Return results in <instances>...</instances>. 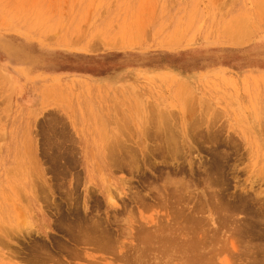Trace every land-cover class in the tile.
Wrapping results in <instances>:
<instances>
[{
    "label": "rangeland",
    "instance_id": "374dc122",
    "mask_svg": "<svg viewBox=\"0 0 264 264\" xmlns=\"http://www.w3.org/2000/svg\"><path fill=\"white\" fill-rule=\"evenodd\" d=\"M132 262L264 264V0H0V264Z\"/></svg>",
    "mask_w": 264,
    "mask_h": 264
},
{
    "label": "bare ground",
    "instance_id": "6f19581e",
    "mask_svg": "<svg viewBox=\"0 0 264 264\" xmlns=\"http://www.w3.org/2000/svg\"><path fill=\"white\" fill-rule=\"evenodd\" d=\"M169 138V137H168ZM171 144H172V142H171ZM173 145V144H172ZM171 145V146H172ZM166 146H168V145H166ZM126 153V152H125ZM128 153V152H127ZM176 152H174V154H175ZM172 154V153H171ZM122 155V154H121ZM131 155H132V153H131ZM135 155V154H134ZM168 155V154H167ZM173 155V154H172ZM171 157V156H170ZM122 158V157H121ZM133 158V157H132ZM165 160V159H164ZM166 163V162H165ZM178 166V165H177ZM183 167V166H182ZM180 169V168H179ZM185 171V170H184ZM210 174V173H209ZM211 176V175H210ZM209 176V177H210ZM172 178H173V176H172ZM212 178V177H211ZM208 179V178H207ZM209 180H211L210 178H209ZM175 181V180H174ZM175 182H177V181H175ZM183 182V181H182ZM213 183V182H212ZM167 184V183H166ZM169 188V187H168ZM179 188V187H178ZM182 190V189H181ZM175 191H177V188H176V190ZM179 191V190H178ZM177 191V193H179ZM172 192V191H171ZM176 193V192H175ZM176 193V194H177ZM176 194H175V196H176ZM172 195V194H171ZM170 195V196H171ZM173 196V195H172ZM174 197V196H173ZM228 199V198H227ZM168 200H170V198L168 197ZM172 200V199H171ZM226 200V199H225ZM164 201V200H163ZM172 201H174V200H172ZM172 201H171V203H172ZM176 201V200H175ZM219 201H221V200H219ZM224 201V200H223ZM228 201V200H227ZM166 202V201H165ZM170 201H168V203H169ZM177 202V201H176ZM218 202V201H217ZM232 202V201H231ZM175 203V202H174ZM179 203V202H178ZM178 203H177V205H178ZM184 203V202H183ZM220 203V202H219ZM229 203H230V201H229ZM180 205H181V203H179ZM226 204V203H225ZM232 204V203H231ZM234 204V203H233ZM222 205V204H221ZM175 206V205H174ZM183 206V205H182ZM187 205L185 204V207H186ZM224 206V205H223ZM228 206L231 208V205H229L228 204ZM233 206V205H232ZM236 206H237V204H236ZM171 207V206H170ZM173 207V206H172ZM175 207H177V206H175ZM185 207H183V209L185 208ZM195 207V206H194ZM198 207V206H197ZM201 207V206H200ZM216 207H217V204H216ZM234 207V206H233ZM168 208H169V206H168ZM174 208V207H173ZM179 208V207H178ZM236 208V207H235ZM170 209V208H169ZM176 209V208H175ZM195 209H197L196 207H195ZM194 209V210H195ZM217 209V208H216ZM179 210H181V207H180V209ZM188 210V209H187ZM225 210V209H224ZM227 210V209H226ZM230 210V209H229ZM233 210V209H232ZM173 211H176V210H172V213H173ZM182 211H184V210H182ZM186 211V210H185ZM190 211V210H189ZM217 211V210H216ZM219 211V210H218ZM217 211V212H218ZM180 212V211H179ZM194 212V211H193ZM195 212H198V210L197 211H195ZM200 212V211H199ZM201 212H203V211H201ZM182 213V212H181ZM189 213V212H188ZM192 213V212H191ZM190 214V213H189ZM197 214H199V213H197ZM196 214V215H197ZM75 215V214H74ZM180 215V214H179ZM202 215V214H201ZM73 216V215H72ZM80 216V215H79ZM85 216V215H84ZM204 216V215H203ZM62 217V216H61ZM70 217H71V215H70ZM189 217H190V215H189ZM191 217H193V216H191ZM198 217V216H197ZM197 217H195V218H197ZM205 217V216H204ZM204 217H203V221H204ZM66 218H67V216H66ZM171 218V217H170ZM184 218V217H183ZM194 218V217H193ZM199 218V217H198ZM216 218H217V216H216ZM92 219V218H91ZM173 219H175V217L173 218ZM187 219V218H186ZM192 219V218H191ZM207 219V218H206ZM206 219H205V221H206ZM218 219V218H217ZM63 220H65V219H63ZM69 220H70V218H69ZM71 220H74V222H75V224H73L72 223V221H71V223H69V225L67 224V226L68 227H65L66 229L67 228H69L70 229V231L73 233V237H76L77 239H81V241L83 240V239H85L88 243H94L95 245L97 244V246L99 245V248L101 247H107L108 246V248H111L112 247V245H114L113 243H115V241L112 243V245L110 244V239H111V232H112V236L115 234L114 232H113V230L111 229H109L108 227L106 228H104V226H102L103 224H101L102 222H98V221H95L94 219V221L93 222H91V224H89L90 222H86V220H85V222L86 223H88V224H85L84 223V219H81L80 217H78V214L76 215V217L74 218V219H71ZM190 220V219H189ZM196 220V219H195ZM201 220V219H200ZM226 220V219H225ZM225 220H223V221H225ZM103 221V220H102ZM179 221H181V220H179ZM202 221V222H203ZM208 221V220H207ZM62 222V221H61ZM64 222H66V221H64ZM103 222H105V221H103ZM170 222V221H169ZM177 222V221H176ZM190 222V221H189ZM192 222V221H191ZM227 222V221H226ZM66 223H68V221L66 222ZM173 223V222H172ZM183 223V222H182ZM193 223V222H192ZM191 223V224H192ZM224 224H225V222H223ZM222 222H220L219 223V225L221 224H223ZM227 223H229V222H227ZM226 223V224H227ZM70 224H72V225H70ZM178 224L179 223H177V226H178ZM186 224V223H185ZM196 224V223H195ZM200 224V223H199ZM202 224V223H201ZM233 224V223H232ZM62 225H65V224H62ZM171 225V224H170ZM173 225V224H172ZM176 225V224H175ZM193 225V224H192ZM191 225V226H192ZM204 225V224H203ZM202 225V226H203ZM229 225V224H228ZM70 226V227H69ZM107 226V225H106ZM161 226H163V225H161ZM187 226V225H186ZM196 226V225H195ZM223 226V225H222ZM233 226V225H232ZM145 227V226H144ZM171 227V226H170ZM173 227V226H172ZM187 227H189V226H187ZM187 227H186V229H187ZM194 227V226H193ZM149 228V227H148ZM153 228V227H152ZM195 228V227H194ZM229 228H230V226H229ZM234 228H235V226H234ZM238 228H239V226H238ZM142 229H144V228H142ZM141 229V230H142ZM156 229V228H155ZM169 229V228H168ZM224 229V228H223ZM228 229V228H227ZM233 229V228H232ZM65 230V229H64ZM148 230H150V229H148ZM152 230V229H151ZM157 230V229H156ZM158 230H160V229H158ZM171 230H173V229H171ZM181 230V229H180ZM184 230V229H183ZM193 230V229H192ZM195 230V229H194ZM198 230H199V228H198ZM197 230V231H198ZM214 230V229H213ZM240 231H241V229H239ZM67 231H69V230H67ZM108 231H111L110 233L108 232ZM132 231V230H131ZM138 233H139V230H136ZM164 231H166L165 229H164ZM170 231V230H169ZM168 231V232H169ZM185 231H188V229L187 230H185ZM196 231V230H195ZM196 231V232H197ZM206 231V230H205ZM208 231V230H207ZM206 231V232H207ZM211 231V230H210ZM216 231V230H215ZM235 231H236V229H235ZM238 231V230H237ZM142 232H144V230L142 231ZM150 232H152V231H150ZM154 232V231H153ZM159 232V231H158ZM158 232L157 233H155L156 235L158 234ZM177 232H178V230H177ZM189 232V231H188ZM196 232H195V234H196ZM212 232V231H211ZM214 232V231H213ZM220 232V231H219ZM233 232V231H232ZM114 233V234H113ZM135 233V232H134ZM138 233H137V235H138ZM144 233H146V231L144 232ZM166 233V232H165ZM185 233V232H184ZM187 233V232H186ZM194 233V232H193ZM208 233H210L209 231H208ZM208 233H207V235H208ZM129 234V233H128ZM132 234V235H131ZM131 234H130V236L129 237H131L132 236V238L134 237V238H138L139 237V240L141 239H143L144 241H146V242H149V243H151V244H153V242H154V240H155V238H156V235L155 234H151V233H149V232H147L146 234H144V235H140V233H139V236L137 237L136 236V234L134 235L132 232H131ZM173 234V233H172ZM176 234V233H175ZM189 234V233H188ZM201 234H203V235H205L204 234V232L202 233L201 232ZM215 234V233H214ZM235 234V233H234ZM75 235V236H74ZM117 234H115V236H116ZM166 235V234H165ZM176 235H179V233L178 234H176ZM114 236V237H115ZM164 236V235H163ZM170 236V235H169ZM175 236V235H174ZM181 236V235H180ZM197 235H195V237H196ZM72 237V236H71ZM178 237V236H177ZM190 237V236H189ZM194 237V236H193ZM205 237H207V236H205ZM204 237V239H206ZM209 237V236H208ZM211 237V236H210ZM213 237V236H212ZM212 237L210 238V239H212ZM214 237H216V235H214ZM116 239H117V237H115ZM164 238H167V235H166V237H164ZM174 238H176V237H174ZM179 238V237H178ZM197 238V237H196ZM201 239H202V237H200ZM71 239V238H70ZM170 239H172V237L170 238ZM192 239V238H191ZM194 239V238H193ZM75 240V239H74ZM165 239H163V242H166V241H164ZM179 240V239H178ZM182 240V239H181ZM207 240V239H206ZM214 240V239H213ZM73 241V240H72ZM173 241H174V239H173ZM194 241V240H193ZM197 241V240H196ZM196 241H194V242H196ZM202 241H204V240H202ZM201 241V242H202ZM75 242V241H74ZM139 242H141V241H139ZM143 242V241H142ZM167 242H169L170 243V241H169V239H168V241ZM198 242V241H197ZM200 242V241H199ZM198 242V243H199ZM241 242V241H240ZM63 243V242H62ZM61 242H60V244H62ZM78 243H79V241H78ZM81 243V242H80ZM82 243H84V242H82ZM171 243H173V242H171ZM178 243V242H177ZM193 243V242H192ZM203 243H205L206 244V242H203ZM234 243V242H233ZM239 243V242H238ZM77 244V243H76ZM158 244V243H157ZM156 244V245H157ZM164 244V243H163ZM168 244V243H167ZM175 244V243H174ZM185 244V243H184ZM190 244V243H189ZM196 244V245H195ZM193 243V245L194 246H196V247H194V251H195V249L197 248V246H199V244H201V243H199L198 245H197V243ZM241 244V243H240ZM44 245V244H43ZM64 245H65V243H64ZM161 245V244H160ZM169 245V244H168ZM208 245V244H207ZM209 245H210V243H209ZM242 245V244H241ZM62 246V245H61ZM153 246V245H152ZM158 246V245H157ZM165 246H167L166 244H165ZM173 246V245H172ZM175 246V245H174ZM189 246H191V244L189 245ZM188 246V247H189ZM200 246H203L202 244L200 245ZM234 246H235V244H234ZM63 247V246H62ZM65 247V246H64ZM63 247V248H64ZM66 247H67V244H66ZM65 247V248H66ZM69 247V246H68ZM154 247V246H153ZM156 247V246H155ZM159 247V246H158ZM169 247L170 246H168L167 248L169 249ZM179 247V246H178ZM178 247H177V250H178ZM184 247H185V245H184ZM186 247H187V245H186ZM188 247H187V249H188ZM211 247V246H210ZM240 247V246H239ZM238 247V248H239ZM107 248V249H108ZM160 248V247H159ZM176 248V247H175ZM175 248H174V250H175ZM180 248V247H179ZM193 248V247H192ZM206 248V247H205ZM209 248V247H208ZM212 248V247H211ZM237 248V247H236ZM39 249H40V247H39ZM38 249V251H40ZM48 249V248H47ZM106 249V248H105ZM145 249V248H144ZM148 249V248H147ZM156 249V248H155ZM162 249V248H161ZM165 249H166V247H165ZM197 249H200V248H197ZM196 249V250H197ZM202 249H203V247H202ZM37 250V249H36ZM136 250H138V249H136ZM151 250V249H150ZM170 250V249H169ZM182 250H183V248H182ZM185 250V249H184ZM208 250V249H207ZM240 250V249H239ZM75 252V249L74 250H72V252ZM155 251H157V250H155ZM158 251H161V250H159L158 249ZM162 251H164V250H162ZM180 251V250H179ZM178 251V252H179ZM200 251V250H199ZM206 251V250H205ZM40 252H42V251H40ZM135 252V251H134ZM141 252V251H140ZM145 252V251H144ZM148 252H149V250H148ZM153 252V251H152ZM186 252H187V250H186ZM186 252H184V253H186ZM190 252V249H189V251L187 252V254ZM201 252V251H200ZM207 252V251H206ZM208 252H209V250H208ZM38 253V252H37ZM43 253V252H42ZM62 253V252H61ZM167 253V252H166ZM176 253V252H175ZM181 253V252H180ZM183 253V252H182ZM192 253H193V250H192ZM194 253H196V252H194ZM194 253H193V255H194ZM202 253V252H201ZM212 253V252H211ZM39 254V253H38ZM46 254V253H45ZM73 254V253H72ZM77 254H79V253H76V255ZM128 254V253H127ZM138 254H140V253H138ZM142 254H143V252H142ZM148 254V253H147ZM162 254H163V252H162ZM169 254V253H168ZM178 254V253H177ZM190 254H191V252H190ZM54 255V254H53ZM74 255V254H73ZM134 255V254H133ZM136 255V254H135ZM152 255V254H151ZM159 255H161V253L159 254ZM165 255V254H164ZM183 255V254H182ZM185 255V254H184ZM189 255V254H188ZM43 256V255H42ZM47 256V255H46ZM51 256V255H50ZM137 257H138V260H139V262L141 261V259L143 260V258H142V255H136ZM153 256V255H152ZM155 256V255H154ZM166 256H167V254H166ZM176 256H178V255H176ZM175 255H174V258L176 257ZM196 256V258H197V256L199 257V253L197 254L196 253V255H194V256H192V258L193 257H195ZM205 256V255H204ZM206 256H208V255H206ZM209 256H211V255H209ZM48 257V256H47ZM144 257V256H143ZM148 257H149V254H148ZM147 257V258H148ZM202 257H203V255H202ZM49 258V257H48ZM60 258L61 257H59V260H60ZM158 258H160V257H158ZM178 258V257H177ZM191 258V257H190ZM199 258H201V257H199ZM173 259V258H172ZM188 259H189V257H188ZM206 259V258H205ZM50 260H51V258H50ZM49 260V261H50ZM56 261V263L58 262H60V261ZM61 260H62V258H61ZM153 260V259H152ZM162 260V259H161ZM178 260V259H177ZM180 260V259H179ZM196 259L194 258V260H193V262L195 261ZM199 260V259H198ZM202 260H203V258H202ZM197 261V260H196ZM143 263H144V260L142 261ZM141 262V263H142ZM184 262V261H183ZM192 262V263H193ZM199 262H200V260H199ZM204 261H202V263H203ZM61 263H63V262H61ZM140 263V264H141ZM158 263V262H157ZM172 263V262H171ZM201 263V264H202ZM209 263V262H208ZM54 264V263H53ZM132 264H135V263H133L132 262ZM145 264H150V263H148V262H146ZM152 264V263H151ZM154 264V263H153Z\"/></svg>",
    "mask_w": 264,
    "mask_h": 264
}]
</instances>
